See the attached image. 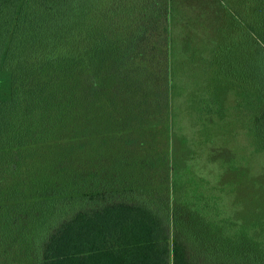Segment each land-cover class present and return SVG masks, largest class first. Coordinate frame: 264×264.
<instances>
[{
    "label": "trees",
    "instance_id": "16d2710c",
    "mask_svg": "<svg viewBox=\"0 0 264 264\" xmlns=\"http://www.w3.org/2000/svg\"><path fill=\"white\" fill-rule=\"evenodd\" d=\"M196 6L225 28L185 83ZM242 122L264 152V0H0V264H264Z\"/></svg>",
    "mask_w": 264,
    "mask_h": 264
},
{
    "label": "rangeland",
    "instance_id": "374dc122",
    "mask_svg": "<svg viewBox=\"0 0 264 264\" xmlns=\"http://www.w3.org/2000/svg\"><path fill=\"white\" fill-rule=\"evenodd\" d=\"M191 9L192 16L186 18V34L185 29L183 27H180L179 25L174 28L173 32V36L176 41L180 40L181 37L184 36L185 39L182 40L186 42L183 47L186 56H181L180 58L176 59L183 63L182 66H179L180 70L178 69V80L180 82L185 80V83L193 82L197 77V74L195 75V73H198V71L201 73H207L206 67L209 64V60L207 64V50L204 49L211 48L212 41L222 37L221 33L225 28V23L221 22V20H226L225 16L224 18L222 17L223 10H215V8L211 7V10L206 11L208 13H206L203 18H200L202 15V7L199 6V10H197V6ZM190 47L191 49H189ZM178 52L179 50L177 51V53ZM176 67L175 71L177 72ZM190 70H193V72H190ZM178 80L177 82H179ZM199 86H201L202 88L210 87V91L206 92L208 94L207 99H209V102L211 101V97H215L216 100H218L220 99V95L221 98L223 96L222 91L218 90V88H214V96L213 94L211 95V77L204 78L202 81L199 82ZM175 87V89L179 90L180 94L182 92L184 93L185 87L182 83L176 84ZM200 94V90L199 94L197 93V91L195 93L187 94V101L190 103L189 108L182 107V105H180L182 112V120L180 122V125L186 127L189 130H194V127L192 126L193 124L191 123V121L187 122V120L197 119L200 115L201 109L203 108V103L201 101ZM229 96L231 99L233 98L232 92L229 93L228 97ZM230 114L233 116L236 115L233 111ZM211 120L214 121V119ZM219 122H221V120ZM222 143L224 146L228 145L230 147H233L237 151L239 156L242 157L243 155L247 157L252 173H264V152L255 151L253 149L251 137L243 122L239 123V125H234L233 127H227L226 125L225 131L223 130L222 134Z\"/></svg>",
    "mask_w": 264,
    "mask_h": 264
}]
</instances>
